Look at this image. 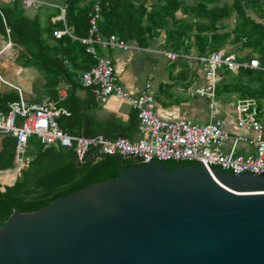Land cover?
<instances>
[{
    "label": "water",
    "instance_id": "1",
    "mask_svg": "<svg viewBox=\"0 0 264 264\" xmlns=\"http://www.w3.org/2000/svg\"><path fill=\"white\" fill-rule=\"evenodd\" d=\"M116 158V179L14 209L0 264H264V175Z\"/></svg>",
    "mask_w": 264,
    "mask_h": 264
},
{
    "label": "trees",
    "instance_id": "2",
    "mask_svg": "<svg viewBox=\"0 0 264 264\" xmlns=\"http://www.w3.org/2000/svg\"><path fill=\"white\" fill-rule=\"evenodd\" d=\"M97 1V28L102 38L115 36L118 40L146 48L163 34L165 50L178 55L194 50L198 57L208 56L226 45L249 50L248 55L238 60L248 62L255 58L261 69L231 72L222 68V76L232 81L217 85L216 96L237 94L241 99L264 100V24L261 22L264 20V0ZM93 4V0H63L64 24L56 21L46 25L38 17L28 18L17 10L0 9L11 41L15 44L26 42L23 46L28 51L30 48L37 51L35 57L26 59V63L43 74L49 97L58 100L56 88L61 82L71 85L65 99L59 102L70 113L66 119L71 124L79 121L88 108L80 106L72 95L81 86V74L96 64V59L87 53L86 46L80 41L88 35ZM231 18L234 23L229 29L225 21ZM64 25L71 37L63 35L55 39L54 32L63 29ZM57 122L64 130L62 121L58 119ZM76 125L79 127V122ZM97 134L114 139L108 129L94 125L88 116L84 131L74 133L75 136ZM28 154L31 156L28 167L20 177L12 185H0V227L14 209L23 214L35 212L59 198L118 177V161L114 156L89 159L76 167L72 150L45 147L36 139L30 140ZM132 163V159H121L123 169ZM14 164L15 140L5 136L0 150V171L11 169Z\"/></svg>",
    "mask_w": 264,
    "mask_h": 264
},
{
    "label": "built area",
    "instance_id": "3",
    "mask_svg": "<svg viewBox=\"0 0 264 264\" xmlns=\"http://www.w3.org/2000/svg\"><path fill=\"white\" fill-rule=\"evenodd\" d=\"M18 1L33 10L41 6L57 9L59 19L64 24L63 7L41 0ZM93 1V11L89 15L88 35L80 41L86 46L87 53L96 59V64L81 74V86L91 89L98 103H104L110 97L128 100L136 112L137 130L141 138L131 142L122 137L110 139L102 134L68 135L57 122L61 116H70L67 109L59 106L53 99L47 98L37 103H26L20 98L18 101L9 103L5 111L0 109V136H11L15 140L14 167L1 173L10 176V183L7 185H12L28 167L30 158L27 156V151L32 139H36L45 147L57 146L64 150H72L76 162L80 164L89 160L90 157L94 160L104 155L120 159H136L140 164H150L154 161L188 162L228 168L247 174L264 175V123L258 117L256 101L252 98L239 99L234 106L237 127L254 132L252 143L255 147V154L252 156L236 153L237 142L244 140L241 136L234 138L229 152L223 151V145L230 136L224 129L223 122L216 119L219 114L216 97L218 70L222 67L231 72L238 69H261L258 60L253 58L248 62H239L234 55L219 51L208 56L196 57L195 60L205 73L206 84L203 88L196 89L194 94L206 101L209 121L200 125L184 120H162L151 110L154 99L150 94L142 92L136 96L129 95L116 83L111 60L96 55V47L102 50L116 48L127 50L130 47L128 43L118 40L115 36L106 38L99 36L98 1ZM6 34L9 35V29H6ZM53 35L55 39L63 35L71 37L65 25ZM159 53L171 60L190 58L183 54L178 55L166 51H159Z\"/></svg>",
    "mask_w": 264,
    "mask_h": 264
},
{
    "label": "crops",
    "instance_id": "4",
    "mask_svg": "<svg viewBox=\"0 0 264 264\" xmlns=\"http://www.w3.org/2000/svg\"><path fill=\"white\" fill-rule=\"evenodd\" d=\"M41 1L59 7L63 5V0ZM2 7L20 11L28 18L38 17L44 25L61 21L59 11L47 6L33 10L23 6L18 0H1L0 9ZM56 11L58 14H54ZM0 17V109L5 111L9 103L18 101L20 98L26 103H37L47 98L53 99L48 95L47 83L43 74L34 66L26 63V59L35 57L37 51L34 48H30L28 51L23 46L27 44L26 42L13 43L9 35L6 34L8 28L4 23L1 11ZM232 19L234 23V18ZM261 22L264 24V20ZM225 24L229 29L233 27V24L229 27L226 21ZM163 39L164 36L161 34L146 48H141L131 42L128 43L130 48L127 50L118 48L109 50L95 48V50L98 57H107L111 60L116 83L129 95L136 96L146 92L153 97L154 102L151 105V110L158 118L165 121L184 120L200 125L206 124L209 121L207 103L194 94L196 89L203 88L206 84L205 73L198 61L195 60L198 56L194 50H191L189 54H183L190 58L171 60L159 53V51L169 52L163 48ZM218 51L234 55L239 62V57L250 53L249 50H238L236 46L230 45H226ZM222 68L218 70L217 85H224L232 81L231 78L222 76ZM70 88V84L61 82L56 88L58 100H53L59 105V102L67 96ZM72 97L80 106L88 107L85 110V115L90 121L92 120L94 125L108 129L114 138L121 136L131 142L141 138L137 130L136 112L128 100L110 97L104 103H98L91 89L82 86L74 91ZM239 99L241 98L237 94H222L217 97L219 114L216 119L223 122V127L230 136L223 145V151L229 152L233 146L234 138L241 136L244 140L237 142L236 153L252 156L255 154V147L252 143L254 132L240 129L236 124L234 106ZM256 103L258 117L264 123V100L256 101ZM85 115L81 114L79 121L76 120L72 124L67 121L66 116H61L59 119L62 121L63 131L67 134L70 132L68 135H74L78 130L83 132ZM77 122H79V127L76 125ZM91 127L93 125H90ZM4 137L0 136V150L3 147ZM27 156L31 157L28 151ZM3 171H0V185L5 186L10 183V176L2 175Z\"/></svg>",
    "mask_w": 264,
    "mask_h": 264
},
{
    "label": "rangeland",
    "instance_id": "5",
    "mask_svg": "<svg viewBox=\"0 0 264 264\" xmlns=\"http://www.w3.org/2000/svg\"><path fill=\"white\" fill-rule=\"evenodd\" d=\"M226 2H230L231 0H224ZM226 23L229 25V27H231V25L233 24V19L231 18L230 20H227Z\"/></svg>",
    "mask_w": 264,
    "mask_h": 264
}]
</instances>
